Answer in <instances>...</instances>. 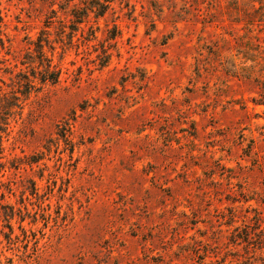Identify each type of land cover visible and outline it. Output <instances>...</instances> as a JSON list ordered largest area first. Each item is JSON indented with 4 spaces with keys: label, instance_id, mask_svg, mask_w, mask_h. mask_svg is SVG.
Instances as JSON below:
<instances>
[{
    "label": "rangeland",
    "instance_id": "rangeland-1",
    "mask_svg": "<svg viewBox=\"0 0 264 264\" xmlns=\"http://www.w3.org/2000/svg\"><path fill=\"white\" fill-rule=\"evenodd\" d=\"M262 229L264 0H0V264H264Z\"/></svg>",
    "mask_w": 264,
    "mask_h": 264
},
{
    "label": "trees",
    "instance_id": "trees-1",
    "mask_svg": "<svg viewBox=\"0 0 264 264\" xmlns=\"http://www.w3.org/2000/svg\"><path fill=\"white\" fill-rule=\"evenodd\" d=\"M41 39L39 40V43H38V46H39V48L41 49L42 48V43H41ZM41 56H43V58L44 59H46L45 58V56H44V54H43V51H41ZM46 66V68H45V70H46V75H48V76H50L51 75V79H55V76H54V73L55 72H53L52 71V69H51V60L50 59H47V64L45 65ZM53 75V76H52ZM47 78L45 77V76H43V78H42V80H46ZM259 225V224H258ZM264 229H262L261 231H260V236H259V240H260V242H259V245H258V249L259 250H262V249H264V231H263ZM243 239H244V241H246V242H248L249 243V235L248 234H246L245 236H243Z\"/></svg>",
    "mask_w": 264,
    "mask_h": 264
}]
</instances>
